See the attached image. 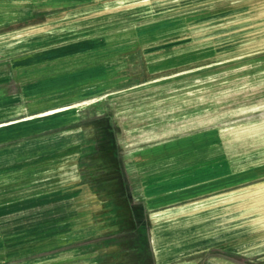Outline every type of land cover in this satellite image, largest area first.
<instances>
[{
	"label": "rangeland",
	"instance_id": "374dc122",
	"mask_svg": "<svg viewBox=\"0 0 264 264\" xmlns=\"http://www.w3.org/2000/svg\"><path fill=\"white\" fill-rule=\"evenodd\" d=\"M89 5L70 26L77 21L132 48L140 40L145 61L131 76L141 82L44 118L37 133L20 138V148L4 151L16 152L20 168L32 158L36 174L0 223V264H153L154 246L162 255L177 246L179 239L167 236L174 220L213 209L236 213L249 231L189 258L163 260L264 264V0ZM252 123L257 135L243 132L222 143L230 133L220 130ZM0 162L1 172L8 164ZM148 193L160 201L154 211L146 209ZM134 227L145 236L147 254L131 248Z\"/></svg>",
	"mask_w": 264,
	"mask_h": 264
},
{
	"label": "crops",
	"instance_id": "0c3cea01",
	"mask_svg": "<svg viewBox=\"0 0 264 264\" xmlns=\"http://www.w3.org/2000/svg\"><path fill=\"white\" fill-rule=\"evenodd\" d=\"M99 3L101 0H0V161L8 164L0 172V223L7 221L6 212L16 204V197L29 193V182L36 174L29 167L32 158L27 169L20 168L15 166L16 152L6 156L4 151L20 148V138L37 133V124L44 118L95 104L141 82L131 76L145 61L146 50L140 40L132 48L112 44L101 32L78 28L77 21L71 25L75 27L70 26L73 17L82 20L78 11ZM59 13L64 15L57 17ZM158 207L159 200L152 198L146 203L148 211ZM154 248L153 264H168L163 259L177 258L170 251L162 250V255L157 246Z\"/></svg>",
	"mask_w": 264,
	"mask_h": 264
},
{
	"label": "bare ground",
	"instance_id": "6f19581e",
	"mask_svg": "<svg viewBox=\"0 0 264 264\" xmlns=\"http://www.w3.org/2000/svg\"><path fill=\"white\" fill-rule=\"evenodd\" d=\"M258 54V53H257ZM256 55V54H255ZM253 57V56H252ZM249 59V58H248ZM242 60V59H241ZM244 60V59H243ZM60 110V109H59ZM54 112H49L47 114H52ZM260 127L259 125L257 126V124H246V125H241L240 127L238 126L237 128H230V129H223L220 130V132H224V133H230L227 135L221 136L222 139V143L225 146H228V143L233 140L234 138L238 139L239 137H241V134L243 132H247V133H243L244 134H258L257 132H259ZM252 131V132H250ZM252 134V135H253ZM261 134V133H260ZM232 137L230 138L229 136ZM251 135V134H250ZM80 139V138H79ZM253 156V155H252ZM259 161V160H258ZM264 162V161H263ZM173 165V164H172ZM175 165V163H174ZM192 171V170H191ZM183 172V171H182ZM181 173V172H180ZM174 174V173H173ZM188 175V174H187ZM181 177L184 175H180ZM185 178V177H182ZM170 179V178H169ZM189 179V177L187 178ZM180 180V179H179ZM203 180V179H202ZM207 180V179H206ZM201 181V180H200ZM176 182V181H175ZM180 182V181H179ZM170 183V182H169ZM172 183V181H171ZM183 183V180L181 181V184ZM259 187V186H258ZM256 189V188H255ZM250 191V190H249ZM245 193V192H244ZM244 196V195H243ZM254 196V195H253ZM256 196V195H255ZM260 196V194H259ZM262 196V195H261ZM246 197V196H245ZM248 197V196H247ZM250 197V194H249ZM254 198V197H253ZM228 199V198H227ZM239 199V198H238ZM237 199V200H238ZM245 199V198H244ZM260 199V198H259ZM259 201V200H258ZM256 202V201H255ZM254 202V203H255ZM261 202V201H260ZM225 203V202H224ZM247 203V202H246ZM244 204V203H243ZM248 204V203H247ZM263 204V203H262ZM241 205V204H240ZM246 205V204H244ZM252 205V204H251ZM238 206V205H236ZM233 207V206H231ZM249 207V206H248ZM203 208V207H202ZM207 208V207H206ZM238 208V207H237ZM245 207H243L244 209ZM236 209V208H235ZM246 209V208H245ZM258 209V208H257ZM220 209H213L210 210L208 212H204L200 215H190L193 214L188 213V216H192L190 218H188V222H181L182 219H177L174 220L172 222V226L171 228L173 229L172 232L168 233L167 236H171L173 238H178L179 241L177 242V246L173 251H170L169 253H172V257H178L187 253H193L196 251H199L200 249H205L208 248L209 246L222 241L223 239H227L231 236H236L239 235L240 233H244L246 231H249V227L245 228V225H243L241 222H237L236 219V213L234 214H225L223 215V213H221L219 211ZM239 210V209H238ZM180 211H182V208H180ZM249 211V210H248ZM221 213V214H220ZM186 215V216H187ZM260 215V214H259ZM208 216H216V218L210 222H200V220L202 218L208 217ZM244 216V215H243ZM242 217V216H241ZM250 220V219H248ZM246 219V221H248ZM259 222H264V218H262L261 221ZM184 223V226L181 224ZM191 223V224H190ZM181 224V225H180ZM246 224V223H245ZM180 225V227H178ZM262 225V224H261ZM186 226V227H185ZM264 226V225H262ZM261 227V226H260ZM195 230L196 233L192 234V236L189 237H181L182 233L185 230ZM200 229L203 230V232H200ZM258 229V228H257ZM256 229V230H257ZM190 237H192L190 239ZM190 241L191 243L184 247L182 246V244L186 241ZM195 240V241H194ZM183 241V242H182Z\"/></svg>",
	"mask_w": 264,
	"mask_h": 264
},
{
	"label": "trees",
	"instance_id": "16d2710c",
	"mask_svg": "<svg viewBox=\"0 0 264 264\" xmlns=\"http://www.w3.org/2000/svg\"><path fill=\"white\" fill-rule=\"evenodd\" d=\"M138 226V224H137ZM143 227V225L141 226ZM134 230H131V232H128V236L127 237H132L133 239H131V241L133 240V246L131 247L132 249H134L135 251H138V253H143L145 252V254L148 253V249L146 247V242H145V236L143 234H139V227H134ZM131 244V242H130Z\"/></svg>",
	"mask_w": 264,
	"mask_h": 264
}]
</instances>
